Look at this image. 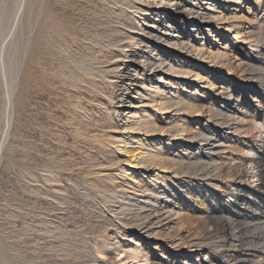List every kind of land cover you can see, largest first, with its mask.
I'll return each instance as SVG.
<instances>
[{
  "label": "bare ground",
  "instance_id": "1",
  "mask_svg": "<svg viewBox=\"0 0 264 264\" xmlns=\"http://www.w3.org/2000/svg\"><path fill=\"white\" fill-rule=\"evenodd\" d=\"M65 1L71 8L80 3L81 10L54 20L40 15L28 29L26 71L34 68L36 86L54 96L49 124L54 138L52 149L44 143L35 154L33 142H26L24 178L38 203L29 201L23 221L12 224L10 240L0 241V264H165L152 260L161 248L145 245L164 239L183 255L225 247L227 241L209 232L189 240L181 211L171 209L169 198L193 189L181 178L189 170L201 172L197 177L209 173L197 162V150L209 142L210 125L233 120H225L208 96L216 89L223 94L228 71L232 75L242 64H228V48L195 43L191 33L180 31V23L164 15L176 6L187 15L199 0L188 5L182 0ZM211 17L223 22L218 32L243 37L237 13ZM162 29L164 34L158 32ZM173 32L177 35L169 37ZM196 60L218 67L217 82L193 64ZM190 79L207 84V90L190 86ZM30 232L40 238L28 240Z\"/></svg>",
  "mask_w": 264,
  "mask_h": 264
},
{
  "label": "rangeland",
  "instance_id": "2",
  "mask_svg": "<svg viewBox=\"0 0 264 264\" xmlns=\"http://www.w3.org/2000/svg\"><path fill=\"white\" fill-rule=\"evenodd\" d=\"M22 1L0 0L1 243H7L10 240L13 222L19 224L23 221L29 201L33 206H37L38 203L35 195H29L28 181L24 178L27 168L26 142H33L32 152L34 154L38 146L45 147L44 143L49 149L53 146L54 137L49 124L54 122L52 119L55 111L54 96H50L47 87L38 88L36 86L37 73L34 68L26 71V42L29 26L31 27L40 15L48 17L49 14L48 18L54 20L58 17L67 18L78 13L79 9L81 10L80 3L75 8L74 6L71 8V3V5L64 6L66 5L65 0L64 2L59 0ZM83 1L89 3L93 0ZM182 1L186 2L182 3L183 5H188V1L191 0ZM257 1L199 0L200 4L197 9L187 12V15H183L180 11L183 7L179 9L178 6L164 14L175 20L173 24L175 23L176 26L180 23L181 32L191 33L195 37V43L212 41L213 47L222 50L228 48L227 63L234 65L233 67L242 64V69H233L234 74L232 75L227 70L229 75V80L225 82L227 90L222 94L216 89L208 96L211 106L217 107L219 112L222 111L225 120L230 118L233 120L223 126H216L214 123L210 125L209 130L206 131L209 142L202 143L200 149L197 150L200 153L197 162L201 163L202 168H209L208 175L206 173L203 177H197L195 175L201 172L189 170L181 178L185 180V183H191L193 189L188 194L169 198L174 200L171 209L181 211L185 224L184 230H188L190 232L188 235H191L189 240L209 232L217 241H227L225 247H207L197 255L191 253L183 255L180 252L182 248L172 245L168 240L164 239L162 243L147 242L145 245H152V251L161 248V251L152 255V260L155 262L239 264L240 261L247 260L248 264H264V0H260V4H256ZM41 2L45 10L41 8ZM148 8L152 9V12L159 11L157 5H150ZM64 9L67 10L64 11ZM160 9L166 11L167 8ZM53 11L57 13H52ZM200 12H203V15L201 19H198L197 14ZM212 13L229 16L237 13L238 17H241L239 24L243 37L236 39L235 35H230L225 30L218 32L223 22L213 19ZM55 15L58 17L56 18ZM144 18V15L138 16V19ZM182 18L187 20L185 24L181 22ZM231 22L232 20H229L225 26H230ZM145 25L149 27V30L156 31V29L153 30L151 24L145 23ZM166 29L158 32L164 34ZM173 33L169 37L177 35L176 32ZM221 35L227 38L222 40ZM188 61L192 60L187 59ZM193 64L202 66L205 69L203 73H208L209 80L217 82L216 74L219 69L216 65L205 64L203 60H196ZM221 71H226V68H222ZM226 72L223 75L226 76ZM26 73L31 75L30 86ZM186 82L192 87L205 91L206 87L208 88L207 84L202 83L198 86L197 83H192L191 79ZM221 85L220 83L219 86ZM214 142H217L216 146H206L213 145ZM176 181L179 183L178 179ZM172 185L175 187L174 182ZM13 215H16L15 218ZM174 225V223L171 224V227ZM38 237V232H30L29 237L27 236L28 240H33V238L36 240ZM140 238L141 236L138 240Z\"/></svg>",
  "mask_w": 264,
  "mask_h": 264
}]
</instances>
